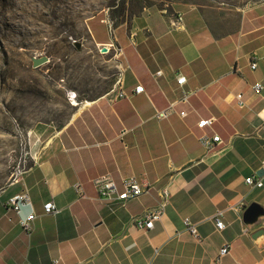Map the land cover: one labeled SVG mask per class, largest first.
<instances>
[{
    "label": "crops",
    "instance_id": "1",
    "mask_svg": "<svg viewBox=\"0 0 264 264\" xmlns=\"http://www.w3.org/2000/svg\"><path fill=\"white\" fill-rule=\"evenodd\" d=\"M213 8L219 16L178 2L117 23L103 10L86 19L93 44L121 47V86L129 96L118 98L117 86L73 104L75 113L59 129L35 126L37 154L25 175L32 208L7 209L22 181L0 188V264H264V186L245 182L264 159V0L241 8L234 22L224 21L223 5ZM179 73L187 77L183 85ZM139 85L144 90L136 92ZM185 92L192 93L183 101ZM171 103L174 110L157 118ZM211 117V125L198 126ZM203 132L222 142L206 150ZM103 173L120 186L134 175L149 191L126 203L101 199L94 179ZM164 188L171 196L162 218L139 229L137 218L157 205ZM51 200L55 214L45 213ZM252 204L259 208L246 217ZM219 209L223 230L212 217ZM32 210L35 227L27 234L19 221ZM186 217L200 239L186 229ZM226 243L230 252L218 263Z\"/></svg>",
    "mask_w": 264,
    "mask_h": 264
},
{
    "label": "rangeland",
    "instance_id": "2",
    "mask_svg": "<svg viewBox=\"0 0 264 264\" xmlns=\"http://www.w3.org/2000/svg\"><path fill=\"white\" fill-rule=\"evenodd\" d=\"M59 1L44 19L27 28L0 25V188L11 181L22 158L31 161L36 153V125L50 123L59 129L73 116L77 107L69 99L71 92L81 103L104 94L122 79L121 56L114 48L104 52L90 39L85 25L89 16L103 10L117 23L148 9L170 10L184 2L217 16L219 11L213 7L223 5L224 21L234 22L240 9L256 0ZM17 33L29 39L4 37ZM41 56L48 57L46 63L35 67L33 59Z\"/></svg>",
    "mask_w": 264,
    "mask_h": 264
},
{
    "label": "built area",
    "instance_id": "3",
    "mask_svg": "<svg viewBox=\"0 0 264 264\" xmlns=\"http://www.w3.org/2000/svg\"><path fill=\"white\" fill-rule=\"evenodd\" d=\"M112 29V24H111ZM114 48L117 52V56L122 55V49L115 43H112L108 46V49ZM257 66V61L251 62V67L255 69ZM161 74V71L157 73ZM187 81V77L181 73L178 75V84L183 85ZM121 79L120 81L112 88V91H114L118 86L117 91V97L118 98H125L129 95L123 90L122 88ZM254 88L257 91H260L263 88L262 83H256L254 85ZM144 90L143 85H139L136 87V92H141ZM192 92H185L181 100L186 101L188 96ZM74 94V95H73ZM239 99V104L243 105L244 102L242 101V93H239L237 95ZM74 98H77V95L75 92H71L69 94V99L72 102ZM174 110V103H171L170 106L166 109L157 110L156 111V117L157 118H163L168 116L172 111ZM182 116L187 115L186 111H183L180 113ZM215 120L214 117L208 118V119H201L198 123V126L200 128H205L208 125H211L213 121ZM199 140L201 144L206 148V150H210L215 144L222 142L221 136L219 134H213L209 135L207 132H203L199 136ZM36 154L31 155V161H28L26 157L22 158L19 163L18 167L14 170L11 181H22L24 184V188L9 197V199L6 202V206L8 210H14L17 213H20L22 207L30 206L32 208L33 206V200L31 193L29 191V188L25 184V175L30 169L32 163L34 162L36 158ZM261 169L264 171V159L261 163ZM245 182L247 185L251 188H260L264 186V172L261 175L258 174H251L248 175L245 178ZM94 184L96 186V189L98 191V195L101 199H106L110 202H119V203H126L132 198L138 197L142 195L143 193H146L149 191V186L142 184L139 179L136 176H131L124 178L122 180L121 186L117 183V181L114 179V177L110 173H103L97 176L94 179ZM75 189L80 197L85 196L83 186L81 182L75 183ZM171 193L167 188H164L160 191V199L152 208L147 209L140 217L136 220V226L141 230H150L154 227L155 222L159 221L164 212L167 204L170 201ZM45 213L47 214H55L59 211V208L57 207L56 203L54 201H48L44 204ZM37 215L35 214L34 210H32L26 217H20V224L22 225L23 229L26 231L27 234H31L34 227H35V219ZM215 220L216 227L218 230H223L226 227V223L224 221V209H219L215 212V214L212 216ZM184 222L186 224V229L190 231L193 236L197 239H200V234L197 228V224L193 223L189 217H186L184 219ZM230 244L226 243L224 244L218 253L216 261L220 263L221 258L228 254L230 252ZM57 261H55L56 264Z\"/></svg>",
    "mask_w": 264,
    "mask_h": 264
},
{
    "label": "bare ground",
    "instance_id": "4",
    "mask_svg": "<svg viewBox=\"0 0 264 264\" xmlns=\"http://www.w3.org/2000/svg\"><path fill=\"white\" fill-rule=\"evenodd\" d=\"M59 2V0H0V25L16 29L27 28L44 19L46 13L55 9ZM4 37L15 41L29 39L21 33L7 34ZM47 59L48 57L41 56L40 64L46 63ZM72 104L79 106L80 102L75 98Z\"/></svg>",
    "mask_w": 264,
    "mask_h": 264
},
{
    "label": "water",
    "instance_id": "5",
    "mask_svg": "<svg viewBox=\"0 0 264 264\" xmlns=\"http://www.w3.org/2000/svg\"><path fill=\"white\" fill-rule=\"evenodd\" d=\"M76 44H77V46L79 47V42H76ZM101 49L104 51V52H107L109 49H108V46H103V47H101ZM40 58L41 57H38L37 59H36V57L33 59V63H34V66L35 67H38V66H40L41 64H40V62H41V60H40ZM263 170H261L258 174L259 175H261V174H263ZM258 205L257 204H252V205H250L249 206V208L247 209V211H246V213H245V216L246 217H252L255 213H256V211L258 210Z\"/></svg>",
    "mask_w": 264,
    "mask_h": 264
}]
</instances>
